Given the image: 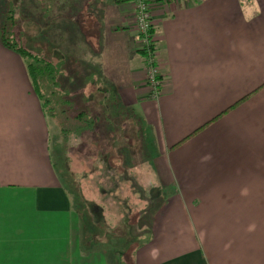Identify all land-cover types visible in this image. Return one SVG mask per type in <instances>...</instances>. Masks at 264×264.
Segmentation results:
<instances>
[{
    "label": "crops",
    "instance_id": "obj_1",
    "mask_svg": "<svg viewBox=\"0 0 264 264\" xmlns=\"http://www.w3.org/2000/svg\"><path fill=\"white\" fill-rule=\"evenodd\" d=\"M114 1L99 8V74L145 119L155 178L185 201L161 206L134 264H264V0L152 3L163 81L156 98L135 49L136 1ZM91 31L78 43L87 45ZM21 59L0 42V264H60L66 253L51 254L52 245L76 249L78 239L51 164L47 116ZM35 216L42 231L52 224L47 233Z\"/></svg>",
    "mask_w": 264,
    "mask_h": 264
},
{
    "label": "rangeland",
    "instance_id": "obj_2",
    "mask_svg": "<svg viewBox=\"0 0 264 264\" xmlns=\"http://www.w3.org/2000/svg\"><path fill=\"white\" fill-rule=\"evenodd\" d=\"M101 1L0 0V27L8 10H17L23 20H28L22 38L16 34L19 42L32 54L59 63L60 88L71 92L70 98L76 105L73 112L84 110L89 118L98 120L93 130L66 137L60 122L51 116L53 105L40 100L50 128L51 164L67 198L78 239L76 249L70 243L67 251L52 245L51 254L60 250L66 253L65 262L60 264H134L136 249L149 239L161 206L170 201L185 205L173 185L155 178L157 153L150 145H154V134L145 119L135 108L125 107L121 101L117 104L109 101L107 91L113 90L99 74L97 56V49H101L97 34ZM114 2L118 7L129 1ZM129 6L133 17L136 16L137 3ZM86 16L89 28L83 27ZM133 22L135 49L139 52L140 24L138 19ZM86 30H92L87 45L78 43V33L86 37ZM21 60L27 69L26 60ZM144 68L146 82L149 68ZM90 72L94 81L86 84ZM124 171L129 175L122 180L126 176ZM53 218L45 215L43 220ZM40 220L35 216L41 233ZM50 227L46 224L42 233H47ZM166 239L170 240V235ZM60 255L63 260L62 252Z\"/></svg>",
    "mask_w": 264,
    "mask_h": 264
},
{
    "label": "trees",
    "instance_id": "obj_3",
    "mask_svg": "<svg viewBox=\"0 0 264 264\" xmlns=\"http://www.w3.org/2000/svg\"><path fill=\"white\" fill-rule=\"evenodd\" d=\"M127 1L131 0H116V3H124ZM21 20L23 19L20 17L17 10H8L6 12L5 17L3 19V25L0 27V42L5 48L15 52L21 58L26 60L27 71L32 82L34 91L38 95L40 100L43 98L45 99L46 103H51L53 105L51 116L52 118L60 122L64 136H81L86 131L93 130L98 120H93L89 118V114L84 110H81L79 112H73L76 109V105L70 98L71 92L60 88V82L58 80L59 63L47 60L41 55L32 54L31 52L26 50L25 47H23L24 43L22 46V42H19V39L16 34H20L18 36L22 38V30L24 29V27H26V24L29 23L28 20H23L25 22H22ZM151 48H153V45L151 46ZM141 54L144 56L143 52H141ZM85 81V83L88 84L92 83L94 80L92 76L88 75ZM107 92L110 94L109 101H112L116 104L120 102V100H118V95L114 92V90H110ZM103 93L104 92H101V94ZM105 98L107 100L106 96H104V100ZM83 99L84 103L87 102L86 98ZM239 103H241V101L236 103L232 108L237 106ZM79 108L81 107H78V109ZM58 109H60L59 112H57ZM199 130H197L196 132H199ZM192 135H190V137ZM188 138H186L181 143L177 144L175 147H178ZM114 169L116 171H120L119 168ZM124 173L125 175H129L125 171ZM127 175L122 180L127 179Z\"/></svg>",
    "mask_w": 264,
    "mask_h": 264
},
{
    "label": "built area",
    "instance_id": "obj_4",
    "mask_svg": "<svg viewBox=\"0 0 264 264\" xmlns=\"http://www.w3.org/2000/svg\"><path fill=\"white\" fill-rule=\"evenodd\" d=\"M166 0H137L136 19L140 24L138 39L141 42L140 52L144 53L146 67L149 68V77L146 74V84L150 87L151 96L156 98L160 94L162 87V77L160 70L157 67V48L156 40L154 39L155 28L152 19V3ZM153 45V48L151 46Z\"/></svg>",
    "mask_w": 264,
    "mask_h": 264
}]
</instances>
